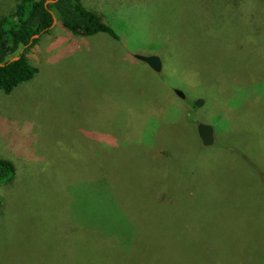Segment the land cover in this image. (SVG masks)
<instances>
[{
  "label": "rangeland",
  "instance_id": "1",
  "mask_svg": "<svg viewBox=\"0 0 264 264\" xmlns=\"http://www.w3.org/2000/svg\"><path fill=\"white\" fill-rule=\"evenodd\" d=\"M80 1L119 37L55 22L27 53L35 75L0 90V159L15 166L0 264H258L264 0ZM15 5L0 0V18Z\"/></svg>",
  "mask_w": 264,
  "mask_h": 264
},
{
  "label": "trees",
  "instance_id": "2",
  "mask_svg": "<svg viewBox=\"0 0 264 264\" xmlns=\"http://www.w3.org/2000/svg\"><path fill=\"white\" fill-rule=\"evenodd\" d=\"M54 18L59 25L80 35L106 33L114 38L119 37L111 26L104 23L94 11L83 6L80 0H56L54 2L16 0L15 9L0 18L1 91L9 93L18 84L30 80L35 75L37 67L30 63L27 53L37 43L39 37L50 30ZM161 31L163 32V28ZM35 34L38 36L34 37ZM16 56L17 58H13ZM14 175V164L8 159H0V184L13 180ZM188 237L191 236H185L181 241L185 243ZM232 240L234 246L240 251L251 249V252H254L259 249L239 233H234ZM179 242L176 244H180ZM200 244H202L201 250L207 256L214 255L206 238L202 239ZM240 251L238 257L233 259L235 263L239 258H247ZM181 252L182 250H179L175 253L173 262L179 261ZM261 253L256 254L258 264H264V254ZM214 259L221 262L222 256L216 252ZM245 264L248 263L245 261Z\"/></svg>",
  "mask_w": 264,
  "mask_h": 264
},
{
  "label": "water",
  "instance_id": "3",
  "mask_svg": "<svg viewBox=\"0 0 264 264\" xmlns=\"http://www.w3.org/2000/svg\"><path fill=\"white\" fill-rule=\"evenodd\" d=\"M56 0H47V2H54ZM56 22V18L53 20V24ZM38 34H35L34 37H37ZM134 57L137 59L145 62L148 66H150L153 70L159 71L162 66V60L159 56L155 54H149V55H143V54H134ZM13 58H17L13 57ZM175 93L181 97L184 98L185 95L182 92V90L175 88ZM203 102V99L199 98L194 101V104L196 106H200ZM198 136L204 146H210L214 143L215 137H214V129L212 125L208 123L199 122L196 126Z\"/></svg>",
  "mask_w": 264,
  "mask_h": 264
}]
</instances>
